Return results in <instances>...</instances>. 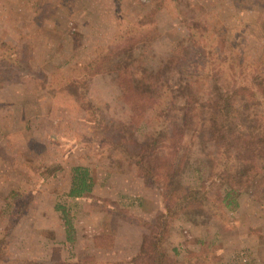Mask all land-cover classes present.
Returning a JSON list of instances; mask_svg holds the SVG:
<instances>
[{
    "label": "rangeland",
    "instance_id": "374dc122",
    "mask_svg": "<svg viewBox=\"0 0 264 264\" xmlns=\"http://www.w3.org/2000/svg\"><path fill=\"white\" fill-rule=\"evenodd\" d=\"M121 42L131 46L109 55ZM179 49L173 75L164 67L159 75L173 102L165 117L181 121V95L200 107L197 130L181 141L188 167L174 182L216 196L217 152L203 127L210 82L240 88V124L260 119L264 129V97L245 94L264 70V0H0V264L48 260L54 247V264H128L144 229L111 211L150 221L167 190L110 146L106 126L130 116L114 58L131 73L154 71ZM150 119L131 125L144 134ZM74 166L90 173L87 196L67 194ZM106 234L114 245H95ZM165 247L175 264H264V169L233 198L174 220Z\"/></svg>",
    "mask_w": 264,
    "mask_h": 264
},
{
    "label": "trees",
    "instance_id": "16d2710c",
    "mask_svg": "<svg viewBox=\"0 0 264 264\" xmlns=\"http://www.w3.org/2000/svg\"><path fill=\"white\" fill-rule=\"evenodd\" d=\"M121 44L122 42L118 43L109 55L113 51L118 54L126 52L131 46V44ZM181 52L182 50L179 49L178 52L167 56L164 63L162 61L154 71H143L136 67L132 70L134 73H131L128 65L119 64L118 61L122 58L116 59V56L114 58V65L117 67L115 82L119 85L118 89L121 92L119 98L129 106L130 116L129 124L117 122L106 126L108 132H113L112 139H109L110 146L122 153L143 178L167 190L163 193L164 208L158 210L150 221L122 213L119 210H110L124 220L144 229L142 247L127 260H124V263L175 264V258L165 247L173 221L182 216H193L204 206L213 204L215 207L219 205L220 200L222 204L228 197L233 198L238 187L245 186L259 174L260 170L264 169V129L257 130L260 119H250L247 122L248 126L241 125L239 111L241 105H237V99L238 95L242 94V90L239 88L238 91L232 92L233 89H225L224 86L212 80L210 82L211 98L207 103L209 111L203 122V127L208 140L213 143L214 152H217V156L212 153L210 158L212 161L216 157L212 162L216 160L218 165L217 170L214 171L221 178L219 186L222 187V194L218 192L216 196H212L209 187L205 185L199 186L194 183L186 185L174 182V179L180 176L179 173H184L182 165L188 167L186 166L188 165L186 163L188 156L181 152V149L184 148L181 146V141H183L184 135L197 130L196 127L193 128L196 125L193 117L195 111L200 107L190 94H185L189 97L181 95L175 99L178 101L176 109L180 114L178 116L181 121L167 120L165 117L173 102L162 98L163 92H168L169 86H167V81L163 82L159 75L163 67L164 71H169L173 75L176 71L175 58L180 56ZM176 66L180 67L181 62H178ZM209 78L212 79L211 72ZM255 79L257 82L252 81L250 91H246L245 94L264 97V70L257 74ZM243 88L246 87L243 86ZM148 114H152L153 119L157 122L154 123V120L150 119L149 131L142 134L136 131L132 125H139V122H142ZM97 117L95 116V121L98 123L100 120ZM247 128H251L250 132L244 134V129ZM135 133L139 135H135ZM70 183L67 193L70 197L87 196L91 193L93 182L86 167L74 166ZM230 202L232 201L229 200ZM94 243L97 246L110 247L112 237L108 234L96 235ZM201 244L203 247L204 242ZM1 247L2 245H0V249ZM205 248L207 249V246ZM57 252L58 248L54 247L50 259L29 260L28 264H51L52 261L55 262L59 259ZM205 252L200 258L211 260V257L206 258ZM3 255L0 250V260ZM88 260L91 259L83 258L76 264H85Z\"/></svg>",
    "mask_w": 264,
    "mask_h": 264
},
{
    "label": "crops",
    "instance_id": "0c3cea01",
    "mask_svg": "<svg viewBox=\"0 0 264 264\" xmlns=\"http://www.w3.org/2000/svg\"><path fill=\"white\" fill-rule=\"evenodd\" d=\"M113 245H114V242H112V245H111L110 247H108V248H111ZM136 251H137V250H135L133 253H135ZM133 253H132V254H133ZM132 254H131V255H132ZM131 255H130V256H131ZM130 256H129V257H130ZM129 257H128V258H129Z\"/></svg>",
    "mask_w": 264,
    "mask_h": 264
}]
</instances>
